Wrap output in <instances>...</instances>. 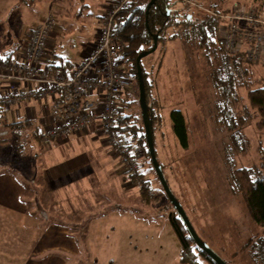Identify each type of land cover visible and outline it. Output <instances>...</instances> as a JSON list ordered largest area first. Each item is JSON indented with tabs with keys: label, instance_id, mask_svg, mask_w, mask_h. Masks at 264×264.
Here are the masks:
<instances>
[{
	"label": "rangeland",
	"instance_id": "1",
	"mask_svg": "<svg viewBox=\"0 0 264 264\" xmlns=\"http://www.w3.org/2000/svg\"><path fill=\"white\" fill-rule=\"evenodd\" d=\"M248 1L250 0H218L217 9L231 7L234 3L247 5ZM180 2L187 6H194L193 2L198 3L210 10L207 6L211 5L212 0ZM110 3L111 0H41L28 5L23 0H0V31L6 29L13 32L14 41L21 43L28 29L41 21L44 15H40L52 8L49 12L54 17V26L50 32L58 26L62 27L63 34L60 37L54 35L51 48L70 62L76 63L96 43L100 27L99 17ZM57 6H64L67 10L59 11L61 8L58 9ZM237 13L239 12L234 15ZM237 21L241 24V20ZM18 36L19 39H16ZM253 37L254 35H250L248 38L253 41ZM159 46L157 45L156 51L141 59L145 71L151 66L155 68L158 62L161 67L155 75L156 88L154 92L151 91L159 98L162 106L161 126L155 131V144L153 143L156 158L163 166L169 188L182 203L198 237L213 251L232 261L231 264H250L243 255L235 260L229 258L232 253L240 252L247 240L260 229L247 216L239 196L230 190L229 171L233 167L251 165L257 160V141L264 140V135L259 134L252 124H248L244 138L247 141L249 139L250 146L238 154L231 155L228 152L232 160L228 165L225 161L226 152L232 143L224 126L217 121L215 104L218 93L208 83L203 62L196 54L193 56L181 49L178 43L167 42L160 48ZM163 46L165 53L161 50ZM261 65L257 63L251 66L257 74L264 75ZM240 95L242 103L247 104L245 92L240 91ZM130 99L134 102L128 105L127 111L137 114L141 122L137 103L138 89L130 94ZM175 109L184 117L188 137L186 149L181 147L171 129L169 113ZM50 141L47 140L48 143ZM42 144L43 148H48L46 142ZM143 168L148 169L144 161ZM119 169L120 172L123 171L121 165ZM146 178L151 181V186L145 191L147 199L144 196L136 198L142 206L134 205L132 201L128 203L131 210L133 206L137 207L136 214L132 211L128 214L122 210L116 212L117 214L112 211L104 212V220L97 223L101 228V239L96 234L88 239L95 255L86 257L80 253H68L66 256L59 254L53 255L54 258L48 257L39 264H81L87 258L92 264H180L175 259L176 253H179V243L167 220L168 201L157 190L159 183L149 169ZM131 186L138 189L132 183ZM131 196L130 194L127 197ZM94 245H98L96 249ZM61 247L68 249L71 246L65 240ZM35 250L37 249L26 251L21 264H33L32 252Z\"/></svg>",
	"mask_w": 264,
	"mask_h": 264
},
{
	"label": "trees",
	"instance_id": "2",
	"mask_svg": "<svg viewBox=\"0 0 264 264\" xmlns=\"http://www.w3.org/2000/svg\"><path fill=\"white\" fill-rule=\"evenodd\" d=\"M180 1L182 0H155L149 8L145 22V7L148 0H131L124 9L115 15L112 29L113 34L125 45L120 59L126 68V76L132 84L131 90L124 91L121 96L117 97L118 102L121 104L117 107V123L123 125L121 130L126 135L135 139L136 144L143 151L142 161L152 172L153 169L147 153L141 122L137 114L127 111V109L128 105L134 102L133 99H130V94L137 90L135 58L140 51L151 48L153 35L158 37V46L165 45L167 42L178 43L181 49H185L190 55L194 56L196 54L199 60L203 62L207 71L208 83L218 93V101L215 104L218 114L216 116L217 121L224 126L232 143L226 152L225 161L228 165L232 163L228 152L231 155L238 154L239 151L250 146L249 139L247 141L244 138L246 136L245 127L248 124H252L259 134L264 135V75L257 74L255 68L244 61L242 54L229 55L223 51L218 41L219 20L216 17L198 7L181 4ZM219 1L225 2L226 0ZM217 2L218 0H212L211 5L207 7L213 12L229 10V7H219L217 9ZM194 4L201 6L198 3ZM166 10H169L168 15H165ZM134 14L140 17V21L136 25L131 19ZM161 50L162 53L166 51L164 46L161 47ZM2 55L8 59L13 57L12 53H0V62L3 61ZM139 63L144 84L145 102L149 107L151 118L152 140L155 144V131L161 126L162 106L159 98L151 91L154 92L156 88L155 75L158 74L157 71L159 72L161 67L159 66L160 62H158L155 68L151 66L148 71H145L141 60ZM46 67L51 71L58 70V67L55 66L49 68L46 65ZM240 91L245 92L247 104L242 103ZM169 117L174 136L181 147L186 149L188 137L182 113L177 109L171 110ZM25 124H27V121L19 120L5 123L0 128V130L5 131V134L0 136V149L3 147L7 151L10 150V163L16 157L24 156L25 151L29 152L34 148L41 150L43 146L42 139L37 134V127L31 128V135L27 139H21V132L29 129H23L26 126ZM11 138L16 139L9 140ZM17 139L19 140L16 142ZM52 139L48 138L47 140ZM30 142H33V145H29ZM257 143V154L259 153L257 160L251 165L233 167L229 171L230 190L239 196L247 216L260 228L241 247L240 252L232 253L229 258L235 260L239 255H243L249 260L250 264H264V140L258 139ZM18 161L20 162L19 159ZM158 162L163 172V166L159 160ZM21 164L29 167V163L21 162ZM144 169L139 174L141 178H144V182L137 190L140 197L144 196L147 199L145 191L151 186V181L146 178L148 169ZM123 174L125 175V173ZM125 177L129 179V176L125 175ZM155 180H157L156 176ZM157 190L164 195L160 185H158ZM178 202L180 203L179 200ZM167 211L168 223L179 243L178 262L180 264H215L203 251L195 246L169 202ZM214 252L226 264H231L232 261L226 260L217 251Z\"/></svg>",
	"mask_w": 264,
	"mask_h": 264
},
{
	"label": "crops",
	"instance_id": "3",
	"mask_svg": "<svg viewBox=\"0 0 264 264\" xmlns=\"http://www.w3.org/2000/svg\"><path fill=\"white\" fill-rule=\"evenodd\" d=\"M23 1L31 5L41 0ZM63 7L57 6L61 8L59 11L67 10ZM51 9L40 16L51 13ZM12 34L6 29L0 31V53L19 56L21 43L14 41ZM62 34V27H54L43 59L44 66L58 67L64 73L75 63L51 48L54 37ZM91 50L84 53L79 61ZM1 87L0 81V91ZM19 88L25 91L22 85ZM50 106V100L42 104L34 99L10 107L0 104V117L6 123L27 121L23 129L30 130L21 132L23 140L31 135V128L37 127L39 136L41 130L52 124L48 115ZM12 139L16 138L9 140ZM46 144L47 149L41 147L42 150L34 148L25 151L24 156L16 157L11 163L10 150L0 149V264H21L25 252L34 248L37 250L32 252L33 264L45 262L48 257L54 258L59 254L95 255L89 240L92 234L98 237L102 234L97 223L104 220V212L122 210L136 214L137 207L133 206L131 210L128 203L132 201L134 205H141L140 200L136 199L138 190L130 187L131 182L123 171L120 172L118 159L106 144L99 123L95 122ZM21 162L29 163V167L22 166ZM130 194L131 198L127 197ZM65 240L71 246L68 249L61 247ZM94 246L96 249L98 245ZM43 255L46 256L40 257ZM175 259H178L177 253ZM81 264L92 263L87 258Z\"/></svg>",
	"mask_w": 264,
	"mask_h": 264
},
{
	"label": "built area",
	"instance_id": "4",
	"mask_svg": "<svg viewBox=\"0 0 264 264\" xmlns=\"http://www.w3.org/2000/svg\"><path fill=\"white\" fill-rule=\"evenodd\" d=\"M129 1L111 0L100 18L97 41L91 52L67 73L51 71L44 66L43 56L54 26L51 13L44 15L22 38L19 56L8 59L2 55L0 103L10 107L31 99L42 104L50 100L48 115L52 124L39 132L44 143L48 138L67 137L99 123V130L123 173L129 176L132 185L140 187L144 182L139 176L143 151L135 139L121 130L123 125L117 123V107L121 105L117 97L131 90L132 84L120 59L125 45L112 29L115 15ZM246 4L234 3L228 11L213 12L192 3L219 20L218 41L224 52L242 54L247 64L260 63L264 69V0H250ZM236 12L239 13L234 15ZM131 19L135 25L140 21L136 14ZM237 20H241V24ZM250 35H254L253 41L248 38ZM19 85L25 87V91ZM4 123L0 117V128ZM4 134L5 131L0 130V136Z\"/></svg>",
	"mask_w": 264,
	"mask_h": 264
},
{
	"label": "water",
	"instance_id": "5",
	"mask_svg": "<svg viewBox=\"0 0 264 264\" xmlns=\"http://www.w3.org/2000/svg\"><path fill=\"white\" fill-rule=\"evenodd\" d=\"M155 2V0H148L146 7H145V17L144 21L146 22V15L148 14L150 6ZM169 14V10L165 11V15ZM157 35L152 36V46L150 49L145 51H140L136 58H135V69H136V78H137V89H138V107L140 110V120L141 125L143 128L144 136H145V144L147 153L150 159V163L153 169V172L156 176L157 181L159 182V185L162 189V192L164 193L167 201L171 205L174 212L177 214V216L180 218L181 222L185 226L190 238L194 242L195 246L203 251L209 259H211L215 264H226L204 241H202L196 232L194 231L191 222L189 221L186 213L184 212V209L182 208L181 204L178 202L172 191L170 190L167 181L164 177V174L162 172V168L156 158L155 152H154V144L152 140V124H151V118L149 116V107L147 106L145 102V91H144V84L142 80L141 75V66H140V60L153 53L156 50L157 47Z\"/></svg>",
	"mask_w": 264,
	"mask_h": 264
}]
</instances>
